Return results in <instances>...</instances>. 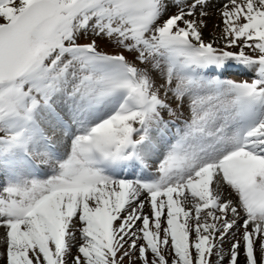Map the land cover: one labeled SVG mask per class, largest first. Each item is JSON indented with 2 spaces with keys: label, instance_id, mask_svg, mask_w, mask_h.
Segmentation results:
<instances>
[{
  "label": "snow or ice",
  "instance_id": "obj_1",
  "mask_svg": "<svg viewBox=\"0 0 264 264\" xmlns=\"http://www.w3.org/2000/svg\"><path fill=\"white\" fill-rule=\"evenodd\" d=\"M0 264H264V0H0Z\"/></svg>",
  "mask_w": 264,
  "mask_h": 264
},
{
  "label": "rangeland",
  "instance_id": "obj_2",
  "mask_svg": "<svg viewBox=\"0 0 264 264\" xmlns=\"http://www.w3.org/2000/svg\"><path fill=\"white\" fill-rule=\"evenodd\" d=\"M215 22V18H213V21H210L209 28L213 26V23Z\"/></svg>",
  "mask_w": 264,
  "mask_h": 264
}]
</instances>
